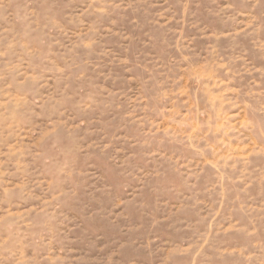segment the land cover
<instances>
[{
	"label": "rangeland",
	"instance_id": "374dc122",
	"mask_svg": "<svg viewBox=\"0 0 264 264\" xmlns=\"http://www.w3.org/2000/svg\"><path fill=\"white\" fill-rule=\"evenodd\" d=\"M0 264H264V0H0Z\"/></svg>",
	"mask_w": 264,
	"mask_h": 264
}]
</instances>
